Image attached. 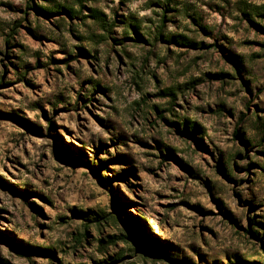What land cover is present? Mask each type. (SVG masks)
I'll list each match as a JSON object with an SVG mask.
<instances>
[{"label": "rangeland", "instance_id": "obj_1", "mask_svg": "<svg viewBox=\"0 0 264 264\" xmlns=\"http://www.w3.org/2000/svg\"><path fill=\"white\" fill-rule=\"evenodd\" d=\"M263 7L0 0V264H264Z\"/></svg>", "mask_w": 264, "mask_h": 264}, {"label": "trees", "instance_id": "obj_2", "mask_svg": "<svg viewBox=\"0 0 264 264\" xmlns=\"http://www.w3.org/2000/svg\"><path fill=\"white\" fill-rule=\"evenodd\" d=\"M30 9V8H28ZM61 9V8H56V11H48V9L46 8H39V10H43L44 13H54V12H59L58 10ZM64 10H66L68 13L72 14L73 11L71 10H67L65 8H62ZM264 10V7L263 8H259V10ZM94 13V17L97 21H101V18H100V12L99 11H93ZM264 14V13H263ZM165 17V15H163V18ZM159 37H161L162 39H166L168 42H172V43H175V44H180V45H186V46H189V47H192V48H200V46L202 44H198L196 43L195 41L189 39L188 37L186 36H183V35H171V36H166L164 34V31H163V24L159 27V33H158ZM186 125V128L185 130L182 132L183 134H186V135H190L189 133H194V132H198V129H197V126L195 123H185ZM234 137L235 138H242L243 139V135L240 134V131L239 130H236L235 133H234ZM241 156V155H240ZM117 178H119L120 180L124 179L125 177L123 175L121 176H118ZM255 225H257V223H255ZM101 243H103V241H101ZM12 245H14L12 242H11ZM264 249L262 250L261 249V252H263ZM28 254V253H27ZM253 257H257V255H253ZM258 257H259V254H258ZM103 264H113L112 263H109V262H104Z\"/></svg>", "mask_w": 264, "mask_h": 264}]
</instances>
